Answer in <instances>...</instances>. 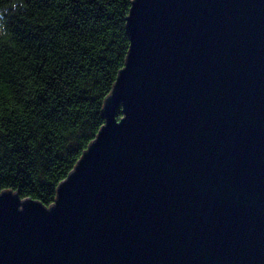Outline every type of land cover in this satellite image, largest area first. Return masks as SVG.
Masks as SVG:
<instances>
[{
	"label": "water",
	"instance_id": "water-1",
	"mask_svg": "<svg viewBox=\"0 0 264 264\" xmlns=\"http://www.w3.org/2000/svg\"><path fill=\"white\" fill-rule=\"evenodd\" d=\"M125 25L54 202L0 190V264H264V0H132Z\"/></svg>",
	"mask_w": 264,
	"mask_h": 264
},
{
	"label": "trees",
	"instance_id": "trees-1",
	"mask_svg": "<svg viewBox=\"0 0 264 264\" xmlns=\"http://www.w3.org/2000/svg\"><path fill=\"white\" fill-rule=\"evenodd\" d=\"M131 1L0 0V190L54 202L104 123Z\"/></svg>",
	"mask_w": 264,
	"mask_h": 264
}]
</instances>
